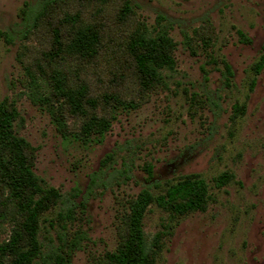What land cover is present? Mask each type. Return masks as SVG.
Here are the masks:
<instances>
[{
	"label": "rangeland",
	"instance_id": "374dc122",
	"mask_svg": "<svg viewBox=\"0 0 264 264\" xmlns=\"http://www.w3.org/2000/svg\"><path fill=\"white\" fill-rule=\"evenodd\" d=\"M84 26L101 33L92 61L67 52ZM161 28L176 43V68L145 91L128 47ZM0 32V103L16 105L35 173L62 195L41 220L43 254L109 264L144 189L161 195L199 175L206 211L152 204L145 216L149 243L160 236L155 264H264V0H0ZM57 72L70 87L87 85L99 108L72 115L54 95ZM92 117L111 127L87 139ZM224 173L234 178L218 188ZM1 211L0 243L22 222L13 206Z\"/></svg>",
	"mask_w": 264,
	"mask_h": 264
},
{
	"label": "trees",
	"instance_id": "16d2710c",
	"mask_svg": "<svg viewBox=\"0 0 264 264\" xmlns=\"http://www.w3.org/2000/svg\"><path fill=\"white\" fill-rule=\"evenodd\" d=\"M92 1L106 3L108 0ZM124 9L125 13L129 11L128 7ZM67 21L77 23L79 20L70 17ZM72 34L67 52L85 60H95L100 52V31L84 26L75 29ZM2 36L4 34L0 32V41ZM175 48L176 43L163 28L154 36L142 32L131 40L128 49L143 90L150 91L166 83L164 72L176 68ZM262 68L263 64H259L257 70ZM53 79L54 95L64 99L72 115L85 116L89 108H99V101L90 97L87 85L70 87L60 72ZM112 99L120 101L116 95H110L107 103ZM18 118L19 112L14 103L9 100L0 103V221L5 217L1 204L13 206L22 217L21 224L13 230L9 239L0 243V264H70V256L64 255L60 249L43 254L39 240L41 220L61 200L62 195L54 188L44 187L35 173L34 163L28 156L30 144L15 130ZM110 127L109 120L92 117L83 126V133L87 139L93 134L103 136ZM233 178V175L224 173L216 179V186L222 188ZM210 200L209 185L199 175L181 178L161 195L156 196L151 190L144 189L132 204L126 218L127 236L117 252L108 256L109 264H155L160 236H155L149 243L144 230V219L152 204L172 214L185 215L206 211Z\"/></svg>",
	"mask_w": 264,
	"mask_h": 264
}]
</instances>
